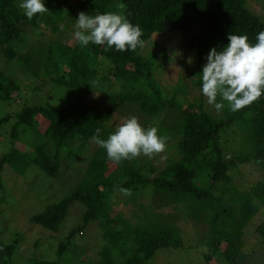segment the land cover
Returning a JSON list of instances; mask_svg holds the SVG:
<instances>
[{
	"label": "trees",
	"instance_id": "obj_1",
	"mask_svg": "<svg viewBox=\"0 0 264 264\" xmlns=\"http://www.w3.org/2000/svg\"><path fill=\"white\" fill-rule=\"evenodd\" d=\"M19 3L20 0H0V100L16 98L21 91L20 83L6 73L1 59L4 63L25 65L36 80H42L38 88L47 83L70 98L75 95L79 101L86 93L98 94L99 100L92 101L94 104L80 101L77 105L72 99L69 106L34 103L24 105L16 116L2 117L0 125L13 117L15 123L11 128L13 146L0 157V186L7 164L21 171L34 163L56 177L61 167L58 156L66 144L76 138L92 141L97 128L101 129V139L115 131L119 125L111 129L108 124L116 123L117 102H134L152 120L154 115L164 114L165 122L176 131L175 121H169L170 115L163 110L181 115L176 121L181 137L175 149L167 139L162 152L164 164L159 166L143 155L114 162L108 159L105 149L95 148L78 185L62 200L32 216L30 224L50 235L63 234L59 233L62 223L73 215L77 203L84 209L80 221L69 228L66 242H60L55 249V257L51 253L42 255L37 241L33 245L34 256L19 264H63L74 252L68 247L71 240L84 235L96 222L102 232L101 264H148L161 249L184 251L189 244L184 241V230L172 220L174 214L151 211L143 203L139 205L144 216L136 221L115 211L112 197L117 190L130 189L132 194L127 201L136 203L138 195L144 190L151 192V187L153 195L159 190L176 207L187 208L194 221L208 223V236L203 238L200 251L203 264H264V220L254 224V217L264 207V93L258 101L236 112L227 105L217 112L210 105L192 102L198 96L207 100L201 92V78L199 83L194 76L202 73L203 62L213 47L222 50L229 43L230 33L247 35L255 43L256 35L264 31V19L250 10L247 0H44L49 11L32 20L26 18ZM116 3L127 5L128 18L141 27L144 42L155 33L188 32L202 27L193 31L190 43L197 59L196 69L183 73L191 78L192 86H197V96L193 93L189 99L186 92H181L185 94L182 104L175 99L165 101L156 85H163L162 73L152 69L140 47L118 52L91 43L87 47L78 41L70 43L74 33L69 31L74 29L79 12L96 15L116 11ZM61 21L65 22L64 37L51 41L43 51L42 70L38 74L33 52L19 53L16 43L24 41L25 35L42 37L45 26L58 31ZM163 79L166 80L164 74ZM189 88L190 85L187 94ZM40 116L47 120L45 127L41 126ZM25 126L54 142V157L48 155L43 143L35 146L32 156L15 147ZM144 127H156L158 135L168 138L154 121L146 119ZM230 130L232 137L239 140L234 152L226 146ZM152 158L158 159L157 155ZM247 163L254 165L256 173L263 177L242 189L231 172ZM22 236L23 233H16L13 241H0V264H16Z\"/></svg>",
	"mask_w": 264,
	"mask_h": 264
},
{
	"label": "rangeland",
	"instance_id": "obj_2",
	"mask_svg": "<svg viewBox=\"0 0 264 264\" xmlns=\"http://www.w3.org/2000/svg\"><path fill=\"white\" fill-rule=\"evenodd\" d=\"M247 2L250 10L264 19V0H247ZM43 26L45 25L43 24ZM59 26L60 29L58 31H53L52 28L45 26L43 27L42 32L44 34L42 37L25 35L24 41L16 43L19 53L33 52L34 68L38 74L42 70L40 60H43V51L46 50L51 41L64 37L62 32L65 30V22L61 21ZM201 28H191L188 32L155 33L144 42V46L140 50L141 54L151 61L152 69L159 71L160 74L162 73L160 79L165 86L161 85L160 82L156 83V85L161 89L165 101L175 99L179 104H182L185 101V94L181 92H186L187 98L193 93L196 96L198 94L197 86H192L190 83L191 78L183 73L187 69H196L197 59L195 51L190 47V43L193 38V31ZM75 30L74 25V29L70 28L69 32L74 33ZM69 40L71 44H75L77 41L74 39V34L71 35ZM190 60L191 62H189ZM206 62L205 58L203 65ZM1 63H3L2 66L5 64L6 73L20 83L21 91L16 98L0 100V119L8 114L16 116L24 105L34 103L69 106V104H73L72 99L77 105L80 101L94 104L92 101L99 100L98 94L86 93L83 99L79 101L75 95L70 98L66 92L60 93L61 91L52 88V84L47 83L45 86L38 88L42 80H36L35 74L28 70L25 65L18 62L9 64L6 62V65L4 59H1ZM163 74L165 75V81ZM194 77L196 78L195 81L200 83L201 80L199 78L201 76L196 75ZM184 83L187 85L185 86ZM188 85H190V88L187 94ZM192 102L197 105L204 103L205 107L209 106L207 100H203L201 96L194 97ZM183 105H186V103ZM209 107L211 108L212 106ZM163 111L170 115L171 119L169 121H175L177 131L165 122L164 114L160 116L154 115L152 120L146 113L141 112L137 104L131 101L117 102L114 107L116 123L114 122L115 125L108 124V127L112 126L111 129H114L117 124L120 125L122 121L131 116H136L142 126H145L146 119L147 121H154L158 125L160 132L163 135H168V140L171 142L170 146L175 149L176 143L181 137L177 123L181 115L169 109ZM40 117L42 119L41 126L45 127L47 120L43 116ZM14 123L15 117L0 125V157L8 153L13 146L11 128ZM28 128V126H25L22 129L15 147L19 148L23 153L32 156L35 146L43 143L46 145L48 155L54 157L56 152L54 142L49 137L44 136L43 133L41 134L40 131H30ZM232 134V130L226 134V139L228 140L226 141V146L230 152H234L239 146V140L233 138ZM98 147L99 145L93 140L86 141L77 138L75 142L66 144L63 147L64 150H61L58 156L61 167L56 177L48 175L34 163L21 171H18L12 165H5L1 173L2 185L0 186V241L11 242L16 233H23L21 239L23 244L18 251L16 264H19V262L26 263L27 258L34 256L33 245L37 241L40 243L41 254L45 256V254L49 255L51 253L52 257H55V249L60 242H66L69 228L80 221L79 217L84 211L80 203H77L73 209V215L67 217L62 223V229L59 233L63 232V234L50 235L38 227H31L30 219L70 194L78 185L87 169L89 157H91L95 148L97 149ZM157 157L158 159H150H153L158 166L164 164L162 153L157 154ZM255 169L254 165L247 163L233 170L231 175L235 182L242 185L241 188L243 189L246 184L262 179L263 176L258 172L256 173ZM149 189L151 192L153 191L152 187ZM147 191L144 190L142 194H139L136 198V203H134L133 201H127L128 196L117 190L112 197L115 211L122 213L124 217L132 221L144 216L140 203L144 204V208L154 212L172 213L174 214L172 220H176L177 225L184 230V241L189 244V247L186 246L187 248L184 251L172 248L161 249L149 263L203 264L201 262L203 261V256L200 251L203 250V238L208 236V223L201 224L194 221L187 208L176 207L173 201L165 198L164 192L155 190L156 193L153 195V192L147 193ZM262 220H264V207L254 217V224H258ZM83 234L77 235L71 240L72 245L69 244L68 247H71L74 252L65 259L63 264H101L99 250L102 246V232L99 223L91 224L89 230H85ZM42 246H45L46 249L41 250ZM262 253L264 254V249Z\"/></svg>",
	"mask_w": 264,
	"mask_h": 264
},
{
	"label": "clouds",
	"instance_id": "obj_3",
	"mask_svg": "<svg viewBox=\"0 0 264 264\" xmlns=\"http://www.w3.org/2000/svg\"><path fill=\"white\" fill-rule=\"evenodd\" d=\"M18 7L28 20L49 11L44 0H20ZM114 8L116 11L96 15L79 12L75 19L74 39L82 47L91 43L115 48L118 52L142 48V29L129 20L127 5L116 3ZM227 39L229 43L222 50L218 51L216 47L210 50L199 74L201 92L207 98V104L217 112L226 105L233 112L239 111L258 101L264 93V31L256 35L255 43H251L247 35L230 33ZM100 134L101 129L97 128L92 140L105 149L108 159L114 162L141 155L152 158L165 150L168 139L158 135L156 127L142 126L136 116L122 121L106 139H101ZM119 191L125 196L132 194L127 188Z\"/></svg>",
	"mask_w": 264,
	"mask_h": 264
}]
</instances>
